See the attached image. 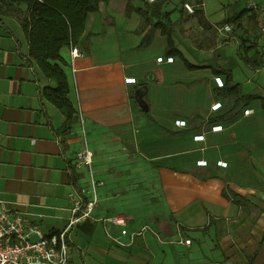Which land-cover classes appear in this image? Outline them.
I'll list each match as a JSON object with an SVG mask.
<instances>
[{"label":"crops","instance_id":"crops-1","mask_svg":"<svg viewBox=\"0 0 264 264\" xmlns=\"http://www.w3.org/2000/svg\"><path fill=\"white\" fill-rule=\"evenodd\" d=\"M126 6L110 0L88 14L73 68L71 47L60 51L70 124L48 101L56 83L29 57L20 24L0 18V202L26 225L61 231L92 174L104 185L92 217L69 232L67 264H264V0H203L205 29L195 13L165 5L175 57L159 31L139 48L143 18ZM219 69L257 98L227 94ZM141 87L148 114L134 98ZM85 147L94 164L76 170ZM114 216L126 226L107 230Z\"/></svg>","mask_w":264,"mask_h":264},{"label":"trees","instance_id":"trees-1","mask_svg":"<svg viewBox=\"0 0 264 264\" xmlns=\"http://www.w3.org/2000/svg\"><path fill=\"white\" fill-rule=\"evenodd\" d=\"M110 0H0V18H13L21 26L27 43L29 57L38 66L41 73L56 83L55 88L45 90V95L66 116L67 123L75 121V110L68 99L70 92L68 80L63 68L60 51L64 47L76 46L84 34L87 16L99 11L101 3ZM197 6H202L203 0H195ZM162 3H144V7L133 6L132 0H127L126 16L133 13L142 16L143 24L137 30L144 34L139 45L140 49L150 46L157 31L167 41L166 55L181 56L176 46L174 33L175 23L171 20L172 12H162ZM199 16V24L205 29L208 22L200 9L195 11ZM156 20V21H155ZM189 66V65H188ZM194 68V66H189ZM216 74L226 75L225 90L229 95L239 99H256V96H243L239 85H231V74L223 69L215 70ZM264 107V102L262 103ZM148 114V111L145 112ZM227 196L226 191L224 192Z\"/></svg>","mask_w":264,"mask_h":264},{"label":"built area","instance_id":"built-area-1","mask_svg":"<svg viewBox=\"0 0 264 264\" xmlns=\"http://www.w3.org/2000/svg\"><path fill=\"white\" fill-rule=\"evenodd\" d=\"M150 3L155 0H148ZM249 9H256L254 3L248 5ZM184 9L189 14H194L195 9L185 4ZM225 31H231L232 26H225ZM83 53L76 46H71L72 68L73 61L81 57ZM163 58H159L158 62H162ZM173 58H167L168 63L173 62ZM218 87H223L224 82L220 78H216ZM127 83H136L135 79H128ZM221 103L213 106V110H218ZM254 110H247L245 113H253ZM176 125L185 127L186 122L177 121ZM214 131L221 130V127H214ZM203 137H197L201 140ZM94 152L85 147L83 150L76 152L73 164L76 170L91 169L94 164ZM200 165H206V162H200ZM218 166L227 167L226 163L219 162ZM102 181H97L90 176V183L88 188L79 190V197L72 209V216L69 220L68 226L61 231L45 233L37 225H26L21 214L7 209L0 202V264H67L69 260V249L71 242L68 238L71 229L79 224L82 220L91 218L97 205V188L103 186ZM71 195V197H73ZM105 228L108 230L109 226L124 228L126 226L125 218L121 216H114L110 219L103 220ZM127 231L122 230V235H126ZM33 238H36L35 240ZM116 242L123 246V244L116 240ZM190 240H186L185 244L189 245Z\"/></svg>","mask_w":264,"mask_h":264},{"label":"rangeland","instance_id":"rangeland-1","mask_svg":"<svg viewBox=\"0 0 264 264\" xmlns=\"http://www.w3.org/2000/svg\"><path fill=\"white\" fill-rule=\"evenodd\" d=\"M133 1V0H132ZM144 3H149V4H156L157 2H161L162 5V9L163 7L166 5L169 9H173V8H184L185 4H189L192 7H194L195 9H197L199 6L196 5L195 0H155V2L150 3L148 0H143ZM34 240L36 238H33Z\"/></svg>","mask_w":264,"mask_h":264},{"label":"water","instance_id":"water-1","mask_svg":"<svg viewBox=\"0 0 264 264\" xmlns=\"http://www.w3.org/2000/svg\"><path fill=\"white\" fill-rule=\"evenodd\" d=\"M147 88L141 87L135 92V101L138 104V106L143 110L144 112L148 111V105L146 101L144 100V97L146 95Z\"/></svg>","mask_w":264,"mask_h":264}]
</instances>
